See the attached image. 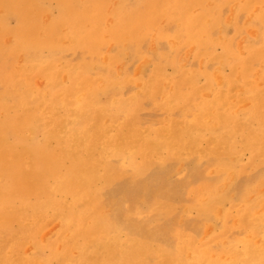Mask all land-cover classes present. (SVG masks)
I'll use <instances>...</instances> for the list:
<instances>
[{"label":"rangeland","instance_id":"1","mask_svg":"<svg viewBox=\"0 0 264 264\" xmlns=\"http://www.w3.org/2000/svg\"><path fill=\"white\" fill-rule=\"evenodd\" d=\"M89 261L264 264V0H0V264Z\"/></svg>","mask_w":264,"mask_h":264},{"label":"bare ground","instance_id":"2","mask_svg":"<svg viewBox=\"0 0 264 264\" xmlns=\"http://www.w3.org/2000/svg\"><path fill=\"white\" fill-rule=\"evenodd\" d=\"M6 1H9V0H6ZM12 1H15V0H12ZM69 1H71V0H69ZM21 3H22V6L26 7L27 4L29 3V0H21ZM64 21H66L67 23H72V19H71L70 15H68V14L65 15ZM135 127H137V125H135ZM129 133L133 134V131H130ZM71 164L74 167H79V164L82 165V164H84V162L79 163L77 159H74V160H71ZM88 263L91 264V261H89Z\"/></svg>","mask_w":264,"mask_h":264}]
</instances>
